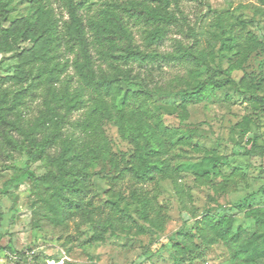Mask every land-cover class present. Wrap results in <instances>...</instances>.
Segmentation results:
<instances>
[{"label": "trees", "instance_id": "1", "mask_svg": "<svg viewBox=\"0 0 264 264\" xmlns=\"http://www.w3.org/2000/svg\"><path fill=\"white\" fill-rule=\"evenodd\" d=\"M95 1L64 0L69 19L61 22L50 0H32L31 14L5 28L15 11L14 0H0V52L13 54L18 68L13 77H0V150L9 160L14 159L12 151L27 156L25 166L4 183L2 194L9 197V188L27 179L52 190L60 211L80 210L84 221L95 227V242L104 241L107 232L111 236L118 231L135 236L146 231L158 234L165 230L167 217L145 186L161 177L178 185L180 174L171 163L173 152L193 145L196 133L181 127L189 118L188 107L210 100L230 83L252 102L264 104V95L258 94L263 80L244 77L238 84L229 78L217 80L208 63L212 53L196 48V44L179 46L172 53L137 46L129 19L150 26L144 33L146 47L151 49L165 40L169 26L177 22L171 10L177 0L106 1L90 15ZM216 25L223 33L227 25L234 27L222 16ZM227 41L223 47L230 50L233 44ZM234 42L237 60L230 70L242 69L260 45L251 39L243 41L241 36ZM160 61L199 68L189 70L184 88L151 86L140 72L134 74L133 64L148 66ZM204 71L212 76L193 87ZM163 98L181 99L178 126L168 125L150 107L152 101ZM36 99L41 102L36 113L30 114L29 105ZM107 123L118 128L131 146L130 152L112 155L103 129ZM243 123L248 129L251 120L245 118ZM255 141L251 151L264 159V142L258 146ZM46 160L52 170L38 175L30 168L31 163ZM105 160L113 172L109 197L93 207L98 194L90 182L91 170ZM212 163L211 170L196 174L203 185L213 186L212 176H221L217 161ZM233 182L232 176H225L214 189L227 192ZM258 193L264 195V187ZM252 199L248 196L236 204L255 222L257 232L252 239L246 242L244 231L234 229V216L207 211L193 223L185 222L171 239L174 263L195 264L213 246L222 244L232 251L229 264H258L264 257V209L254 208ZM121 204L124 208L137 206L138 218L122 210ZM1 238L0 251L9 249L1 245Z\"/></svg>", "mask_w": 264, "mask_h": 264}, {"label": "rangeland", "instance_id": "2", "mask_svg": "<svg viewBox=\"0 0 264 264\" xmlns=\"http://www.w3.org/2000/svg\"><path fill=\"white\" fill-rule=\"evenodd\" d=\"M106 1L128 3L133 0H96L88 13L94 14ZM50 2L60 21H67L69 15L64 0ZM14 6L15 11L5 28L13 21L29 16L33 2L14 0ZM171 10L177 22L169 26L165 40L151 49L146 47L144 33L150 26L129 19L135 44L142 50L154 49L159 53H172L179 46L196 44V48L212 53L208 63L217 80L229 78L238 84L244 77L254 81L262 79L263 89L258 94L264 95V0H177L172 3ZM221 16L234 24L233 29L227 25L223 33L216 25ZM237 36L260 45L242 69L230 70L237 60L233 48ZM225 39L233 44L230 50L223 47ZM70 56L72 58V54ZM133 68L134 74L140 72L151 86L184 88L189 70L199 67L160 61L148 66L135 63ZM201 68L207 67L202 65ZM17 70L16 57L0 52V77L11 78ZM211 76V72L204 71L192 86H198ZM242 92L230 83L217 90L210 100L188 107L189 118L181 127L196 133L193 145L178 147L173 152L171 163L180 174L178 185L161 177L145 186L158 209L167 217L165 230L158 234L146 231L135 236L118 231L117 235L111 236L107 232L104 241L95 242L92 240L95 227L84 221L80 210L64 214L52 197V190L39 187L30 179L11 186L9 197H5L2 194L4 183L25 166L27 156L12 151L14 159L9 160L0 150V235L1 245L9 246V249L0 251V264H175L171 239L185 222L193 223L207 211L234 216V229L244 231L246 242L252 239L257 232L255 222L247 218L245 210L238 209L236 204L252 196V206L264 209V195L258 193L264 187V159L251 151L253 141L256 140L258 146L264 142V104L252 102ZM40 102L41 99H36L29 105L30 114L36 113ZM180 104V98H163L152 101L150 107L168 125L178 126ZM245 118L251 120L248 129L243 128ZM103 129L113 156L119 157L120 152L131 151V146L121 138L116 126L107 123ZM214 160L221 176H212L213 186L203 185L196 174L211 170ZM30 168L38 175L53 169L47 160L31 163ZM91 172L94 175L90 182L98 194L92 201V206L96 207L109 197L113 172L109 160L100 161ZM225 176H232L234 182L227 192H216L214 186L219 185ZM123 187L128 193L126 183ZM121 206L133 218H138L137 206ZM231 258L232 251L219 244L195 264H229ZM257 263L264 264V257Z\"/></svg>", "mask_w": 264, "mask_h": 264}, {"label": "built area", "instance_id": "3", "mask_svg": "<svg viewBox=\"0 0 264 264\" xmlns=\"http://www.w3.org/2000/svg\"><path fill=\"white\" fill-rule=\"evenodd\" d=\"M15 259H18V257H17V256H15Z\"/></svg>", "mask_w": 264, "mask_h": 264}]
</instances>
